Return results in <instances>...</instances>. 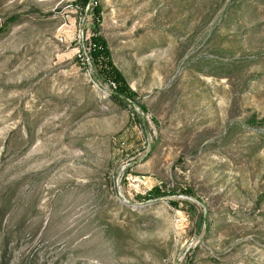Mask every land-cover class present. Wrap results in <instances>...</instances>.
Returning a JSON list of instances; mask_svg holds the SVG:
<instances>
[{
	"label": "rangeland",
	"instance_id": "obj_1",
	"mask_svg": "<svg viewBox=\"0 0 264 264\" xmlns=\"http://www.w3.org/2000/svg\"><path fill=\"white\" fill-rule=\"evenodd\" d=\"M0 264H264V0H0Z\"/></svg>",
	"mask_w": 264,
	"mask_h": 264
},
{
	"label": "trees",
	"instance_id": "obj_2",
	"mask_svg": "<svg viewBox=\"0 0 264 264\" xmlns=\"http://www.w3.org/2000/svg\"><path fill=\"white\" fill-rule=\"evenodd\" d=\"M109 82H110V85H114V84L116 85V84H117V83H116L115 81H113L112 79H110ZM114 92H115V91L113 90V94H114Z\"/></svg>",
	"mask_w": 264,
	"mask_h": 264
}]
</instances>
